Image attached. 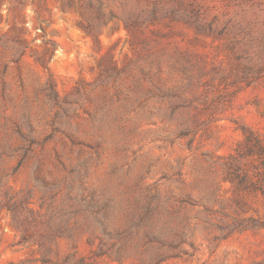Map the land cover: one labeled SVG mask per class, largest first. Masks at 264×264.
<instances>
[{
  "label": "rangeland",
  "instance_id": "1",
  "mask_svg": "<svg viewBox=\"0 0 264 264\" xmlns=\"http://www.w3.org/2000/svg\"><path fill=\"white\" fill-rule=\"evenodd\" d=\"M126 1L0 0V264H264V0Z\"/></svg>",
  "mask_w": 264,
  "mask_h": 264
},
{
  "label": "trees",
  "instance_id": "2",
  "mask_svg": "<svg viewBox=\"0 0 264 264\" xmlns=\"http://www.w3.org/2000/svg\"><path fill=\"white\" fill-rule=\"evenodd\" d=\"M152 2L151 11L155 13V11L159 8L158 1L160 0H150ZM169 3V1H168ZM176 5H172L174 8L183 9L186 12L187 2L184 0H175ZM126 7L131 6L135 10H142V4L140 0H127L125 2ZM186 14H188L186 12ZM255 138V141L252 142V139ZM244 147L243 150H236L235 153L228 155V161L226 162V174L227 177L230 179L231 182H236L237 186L245 187L248 184L253 182L254 177L250 175V173L246 170H242V166L240 165V159L243 156L251 155L256 156L257 159L264 161V143L261 139L254 137L252 133L247 132L244 136ZM261 171H257L256 177L257 179L264 180V174H261ZM261 175V176H260ZM260 177V178H259ZM263 192V191H262ZM75 253H70L68 257L70 259L67 261V264H86L84 257H72ZM73 260V263L70 260Z\"/></svg>",
  "mask_w": 264,
  "mask_h": 264
}]
</instances>
